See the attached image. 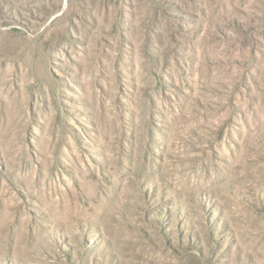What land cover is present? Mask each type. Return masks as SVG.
Returning <instances> with one entry per match:
<instances>
[{
	"label": "rangeland",
	"instance_id": "obj_1",
	"mask_svg": "<svg viewBox=\"0 0 264 264\" xmlns=\"http://www.w3.org/2000/svg\"><path fill=\"white\" fill-rule=\"evenodd\" d=\"M0 264H264V0H0Z\"/></svg>",
	"mask_w": 264,
	"mask_h": 264
}]
</instances>
